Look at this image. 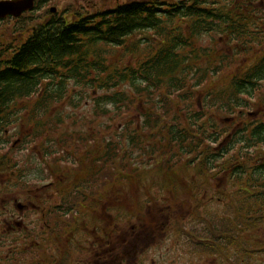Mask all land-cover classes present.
Listing matches in <instances>:
<instances>
[{"label":"trees","instance_id":"1","mask_svg":"<svg viewBox=\"0 0 264 264\" xmlns=\"http://www.w3.org/2000/svg\"><path fill=\"white\" fill-rule=\"evenodd\" d=\"M168 1L75 13L38 26L16 54H0L11 66L0 69L1 139L18 140L3 146L2 192L27 197L47 180L51 191H81L91 207L95 193L132 184L123 178L165 177L176 194L202 192L196 186L209 181L169 178L224 177L237 185L227 197L226 239L243 240L239 264H252L264 245L241 236L264 224V121L248 115L264 109V35H254L249 0L232 8ZM87 97L91 115L79 112ZM26 171L35 178H22ZM201 202L194 200L195 215ZM34 204L52 207L44 197ZM67 206L74 197L57 207Z\"/></svg>","mask_w":264,"mask_h":264},{"label":"flooded vegetation","instance_id":"2","mask_svg":"<svg viewBox=\"0 0 264 264\" xmlns=\"http://www.w3.org/2000/svg\"><path fill=\"white\" fill-rule=\"evenodd\" d=\"M8 1L17 0H0ZM65 1L34 0L27 9L0 16V54L4 57L16 54L26 42L32 41L38 26L67 22L74 19L75 13L94 15L113 9L116 3L136 2L141 7L156 6L164 0H73L75 8L64 5ZM223 1L229 8L241 2ZM249 4L254 7V35H258L259 31L264 35V0H249ZM255 52H262L258 45L254 46ZM10 67L6 59L0 63V69ZM3 146L0 133V264H227L234 258L228 254L227 248L234 250L233 247L241 243L226 240L224 214L219 218L206 214L201 223L199 218L192 217L195 209L176 207L177 202L172 201L175 194L163 195L161 185H155V188L150 187L154 185L146 186L151 181L161 184L166 179L164 177L123 178L130 180V188L134 192L138 190L137 193L141 195L133 191L129 194L116 193L115 185H111L108 192L94 194L91 207L82 202L81 191H67L69 186L66 185L63 187L65 192L50 190L51 196L47 200L52 207L36 206V193L33 190L27 197H20L16 192L4 194L1 166ZM11 173V180L17 182L18 178ZM26 174L29 172H24L22 178ZM71 179L81 181L80 176ZM171 180L209 181L205 185V192L177 193L184 196L183 199L208 195L211 199L205 203L210 205L217 190H222L220 196H226L224 177L169 178ZM97 196L104 198L100 200ZM128 196L138 200L129 203ZM67 197H74L76 206L57 207L66 203ZM144 199L149 201L143 202ZM161 200H165L169 207H159L157 204ZM19 201L23 207L17 205ZM3 202L7 207L3 206ZM139 202L143 207H135ZM121 204L131 206L117 207ZM219 204L225 205V200H220ZM186 214V219L179 218ZM247 243L264 245V233L263 238L247 240ZM256 253L252 264H264V249ZM236 254L241 257L240 251ZM235 264H239L237 259Z\"/></svg>","mask_w":264,"mask_h":264},{"label":"rangeland","instance_id":"3","mask_svg":"<svg viewBox=\"0 0 264 264\" xmlns=\"http://www.w3.org/2000/svg\"><path fill=\"white\" fill-rule=\"evenodd\" d=\"M64 5H70L72 8H75V3H74V1L73 0H67V1H65L64 3H63ZM202 43L203 44H205V43H208V44H210V43H212V41H209L208 42V37H203V39H202ZM220 46H222V48L224 49L225 48V45H220ZM91 103H92V98L91 97H87V99L85 100V101H82V105H81V107H79V112H82V113H85V114H88V115H91ZM84 104V105H83ZM69 109V108H68ZM248 110V109H247ZM252 110V111H251ZM256 109H250V111L248 110V115L250 116V117H252V112H254ZM257 115L258 116H256V119L258 120V121H256V119H254V121H256V122H259V121H264V109L263 110H260V113H259V111L257 112ZM101 121L102 122H109V120L107 119V118H102L101 119ZM67 123H70V120H68L67 121ZM115 126H116V129H113V131H116V132H120V127H121V124H119L118 123V121H115V124H114ZM72 126V125H71ZM112 131V132H113ZM22 132H25V130L23 131L22 130ZM5 139L7 140V136H5ZM13 139L14 138H11V139H8L6 142H3V144L7 147V146H9V145H11V142L13 141ZM264 149V148H263ZM15 156L17 157V158H19V157H23L24 156V149L23 148H17L16 149V151H15ZM25 178H30V179H32V178H35L34 177V174L33 173H30L27 177H25ZM47 180H43V182H41V183H44V185L42 186V187H38L37 188V190L36 191H33V193H36V198H38V197H44V198H46L47 199V197H50L51 196V191H50V188L47 186ZM46 183V184H45ZM152 185H154V186H150L151 188H155V185H157L155 182L152 184ZM225 185H226V196L225 197H221V200H225V205H220L219 203H216L215 201H213V203H210V205H206V209L208 210V212H203V207L201 206V207H199V211H197V213L198 214H200V215H195V212H192V217H194V218H199L201 221V223H203L202 222V220L204 219V216L206 215V214H210V217L211 218H213L214 216H218V218L220 217V216H222L223 214L225 215V217H226V204H227V197L228 196H234L235 195V193L234 192H232V191H230V190H232V189H234L235 187L237 188V185H234L231 181H230V179H226L225 178ZM161 186H163V183H162V185ZM164 187V186H163ZM200 188L202 189V188H205V185H201V186H198V191H200ZM150 191H153V190H151V189H149ZM157 190H159V189H157ZM160 190H163V195L165 194V196L166 195H171V194H173V193H171L170 191H167V190H165V188H160ZM131 191H132V189L131 190H128L127 192H128V194L129 193H131ZM167 191V192H166ZM138 192V190L137 191H133V193H137ZM208 193H212V192H208ZM123 194H125V193H123ZM138 194V196H140L141 194L140 193H137ZM182 195H184V194H182ZM131 196V195H130ZM130 196H128L129 197V203L130 202H136V200H138V199H132ZM182 197H184V196H178L177 195V193L174 195V196H172V201L173 202H177V207H180V206H183V207H186V208H189V207H187L189 204H190V202H189V200L187 199L186 201V203L184 202V200L183 199H181ZM122 198V197H121ZM164 199V198H163ZM181 199V200H180ZM195 199H199V197H197V198H194L193 199V201H192V203L190 204V208H191V210L193 209V204H194V200ZM200 199L203 201V202H205V200H206V203L208 202V199H209V196L207 195V197H200ZM123 200V199H122ZM163 201H165V200H161V202H159L157 205L159 206V207H162V208H168L169 206L167 205V203H166V201L165 202H163ZM205 203V204H206ZM3 206L4 207H7V205H6V203L5 202H3ZM131 206V205H130ZM130 206H128V205H123L122 204V208H125V207H130ZM171 207V206H170ZM224 210V211H223ZM196 211V210H195ZM181 220H183V219H186L187 218V214L186 215H182V217H179ZM226 219V218H225ZM189 221H187V223H188ZM186 225V224H185ZM187 226V225H186ZM171 230V228H169V231ZM241 232H242V230H240ZM263 233H264V224L259 228V229H257V230H251L250 232H247L246 234L245 233H243V235L241 236L242 238H244V239H247V240H253V239H257V238H263ZM242 233H240V235H241ZM239 242H241L240 244H238L239 246H238V248L240 247V249H238V251H240L241 250V246L243 245V240H241V239H239L238 240ZM238 242V243H239ZM246 243H247V241H246ZM246 246V245H245ZM233 251V252H231V254L229 253V251ZM227 251H228V254L230 255V256H232V257H234L233 259H231V260H229L230 261V263H228L227 262V264H235L236 263V259L238 260V262H240V261H242V257H237L238 255L236 254L238 251H236V250H233V249H227ZM235 251V252H234ZM251 262H254V260L253 259H251Z\"/></svg>","mask_w":264,"mask_h":264},{"label":"water","instance_id":"4","mask_svg":"<svg viewBox=\"0 0 264 264\" xmlns=\"http://www.w3.org/2000/svg\"><path fill=\"white\" fill-rule=\"evenodd\" d=\"M34 0H17L15 2H0V16H4L6 13H16L21 10L27 9L32 6ZM19 207H23L21 203L17 204Z\"/></svg>","mask_w":264,"mask_h":264}]
</instances>
